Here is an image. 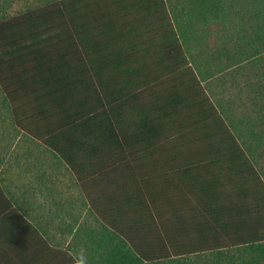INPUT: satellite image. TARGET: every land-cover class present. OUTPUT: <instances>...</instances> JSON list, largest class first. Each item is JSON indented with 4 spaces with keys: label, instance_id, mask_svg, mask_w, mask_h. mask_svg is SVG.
Here are the masks:
<instances>
[{
    "label": "trees",
    "instance_id": "obj_1",
    "mask_svg": "<svg viewBox=\"0 0 264 264\" xmlns=\"http://www.w3.org/2000/svg\"><path fill=\"white\" fill-rule=\"evenodd\" d=\"M254 1L262 6L252 11L255 36L241 39L247 41L236 53L237 66H227L254 69L248 96L264 108V49L258 48L264 0ZM228 2L188 0L187 15L219 21ZM237 34L231 45L239 46ZM215 51L212 57L232 58L227 45ZM190 54L167 0H54L0 21V86L17 126L42 140L82 183L93 180V189H101L96 207L103 231L95 242L106 249L101 264H170L194 245L216 249L217 264H264V181L232 130L222 127L215 106L196 92L194 70L183 68L194 62ZM187 75L195 80L185 86ZM208 124L216 125L217 138L205 134L200 158H184L166 145H178L177 132L198 135ZM103 182L124 191L104 196ZM4 199L0 193V204ZM188 202L191 220L178 207ZM166 208L175 222H165ZM6 215L3 208L0 225L13 217ZM18 220V235L25 236L13 245L21 262L0 264H38L44 241L25 218ZM230 246L239 247V262H226L223 249Z\"/></svg>",
    "mask_w": 264,
    "mask_h": 264
},
{
    "label": "rangeland",
    "instance_id": "obj_2",
    "mask_svg": "<svg viewBox=\"0 0 264 264\" xmlns=\"http://www.w3.org/2000/svg\"><path fill=\"white\" fill-rule=\"evenodd\" d=\"M51 1L54 0H0V21L15 18L28 11L40 8ZM228 1L224 14L221 15L219 21L214 19L208 24L196 15H187L189 10L188 0H167V7L172 15L184 50L191 53L188 59H191V61L194 59L191 64L192 67L189 66L186 69L187 73H191L193 70L199 72L200 70L206 74V68L211 69L215 74V67L222 70V73L217 72L216 78L209 83H202V79L197 78L198 82L195 81L196 88L205 94L210 100V104L215 106L219 120L224 123L222 127L228 126L232 130L240 145L243 146L247 155L252 159L254 167L261 173L264 181V126H261L264 125V108L258 106V98H249L248 96V86L250 87L255 82V79H251L254 75V69L253 73L250 70L242 72L239 68H233L234 70H232L227 66H237L234 63L240 57H236V53L241 51L240 44L243 45L247 41L242 42L241 39L245 36L250 38L252 35L255 36L257 20L254 18L252 11L262 6L254 0ZM238 31L241 32L238 33ZM233 33L235 35L238 33L237 37L239 38L236 43L238 41L239 46L237 44L231 45ZM228 38L230 39L227 40ZM226 45L231 49V59H228L227 54L226 56L212 57L215 54L213 51ZM254 48V45L251 44L246 49L251 51ZM258 48L263 50L264 43H258ZM187 76H184L185 79L187 78V81L191 83L190 77ZM159 82L161 80L157 81V84ZM148 92L146 93L148 94ZM4 99L5 95L0 86V159H21L22 153H27L30 156V159H28L30 160L28 165L30 171L27 172L28 178L17 180L15 175L18 174L19 169L12 167V172L8 173L6 175L8 178L4 180L8 188L15 184V194L19 193L23 200L30 198L29 203L25 206L34 210L35 213H32L31 216L33 221L37 222L40 227L45 228L49 224L55 228H63L66 221L67 236L57 232L52 235V240L56 245L70 250L83 264H101L100 254L105 252L106 249L100 251L95 244L96 241L100 240V232L103 231V221L96 207L101 189H93V180L86 181L85 184L82 183L71 172L67 164L65 165L59 160L42 140L34 138L18 127L12 116L10 104H6ZM209 121L207 120V122ZM259 122H261V125L258 124ZM256 125L261 126V128L256 127ZM198 128H201V126ZM204 130V133L200 130L198 135L195 133H181L182 135H178L177 132L173 136L176 138L178 145L174 144L175 140L167 142L166 145L174 146L173 153L183 152L182 157L184 158L190 156L193 160L194 157L200 158L199 148L207 143L205 134H212L214 138L212 137L211 141H213L217 138L215 135L218 131L215 124H208ZM46 176L48 177L46 178ZM230 186L227 189H231ZM102 187L106 191L103 193L104 196H111L119 193V191L120 193L124 191L121 187L111 186L105 182L102 183ZM46 188L57 190V192L66 189L65 212L57 209L58 202H62L64 193L59 195L57 200L52 193L48 194L41 191V189L45 191ZM127 188L130 187L127 186ZM188 205H190L189 202L178 207H181L185 217L191 220L193 210L189 211L191 207ZM166 210H164L167 215V218H164L165 222L174 221L175 218L173 219L171 209L167 210L168 212ZM146 221L153 225L161 224L160 222L156 224L153 218H146ZM49 228L51 227L49 226ZM74 230L76 231L74 232ZM151 236L152 240L158 242L159 237L155 233H151ZM193 240L198 242L195 236H193ZM227 240L228 238L225 241ZM228 245H231V242ZM194 246L188 248L190 251L179 250L178 253L181 254V257L172 258L169 261L170 264H217L215 256L218 252L216 249L205 251L200 250L199 245ZM209 247L211 248V245L207 244L204 248ZM197 250L198 252H196ZM223 252L229 253L227 263L230 261L239 262L237 260L241 256L239 247L230 246L223 249Z\"/></svg>",
    "mask_w": 264,
    "mask_h": 264
},
{
    "label": "crops",
    "instance_id": "obj_3",
    "mask_svg": "<svg viewBox=\"0 0 264 264\" xmlns=\"http://www.w3.org/2000/svg\"><path fill=\"white\" fill-rule=\"evenodd\" d=\"M191 64H192V62L183 68L187 69L189 66L192 67ZM215 69L217 70L219 68L215 67ZM205 70L207 72L205 74L207 79L204 81L201 80L200 75L198 74V71L194 70V72H195V75L197 76V78H199V80H201L202 83H209L210 81H213L214 78H216L215 76L217 75V73L214 74V72H212L211 69L205 68ZM172 76L173 75H170V77H168V79H170ZM187 77L188 78L190 77V79L192 77L194 79V77L191 75L187 76ZM164 79L166 80L167 78H164ZM193 79H192V81L190 80L191 83H193ZM178 80H180V79H178ZM185 80L186 81H183L182 83H184L185 86L187 84L189 85L190 83L187 81V78ZM178 82H180V81H178ZM171 86H172V82L169 84L166 83V84L162 85L163 88L164 87L171 88ZM196 92H198L197 88H196ZM202 97L206 98L203 95H202ZM26 154L22 153V158L16 159V160L0 159V193H1L2 197L3 196L5 197L4 200H6V202L8 201L10 203L6 207V205H3L4 200L3 201L1 200L0 214L3 212V208H5V211H7V215L13 213V217H7L8 221L5 224L0 225V261L21 262L20 258H22L23 256H19L18 252L15 250L14 245H13V240H14V238H16V239L20 238V237L24 238V236H25L23 234L18 235L19 232L22 233V231H21L22 228H20L18 226L19 224H17V223H20L18 218H20L22 216L38 231V233L42 237V240L44 241V244H43V242H41V244H40L41 245L40 249L42 250V252H41V260L38 264H74V262H78L80 264H83V262L78 260L77 256L74 255L70 250L63 248V247H60L59 245H56V243L53 242L54 240H52V235L55 234L56 232L63 234L64 236H67L66 235L67 234L66 221L64 223L63 228H55L49 224H48V227H45V228L40 227L37 222L33 221V218L31 216V215H33L32 213H35L34 210L32 208H30V209L26 208V206H25L26 204L29 203L30 198L27 200H23L18 192H17L18 194L14 193V192H16V190H14L15 184L11 185V188H8L6 182L4 181V180H6L5 178H8L6 175H8V173L12 172V169H11L12 167L19 169L18 174L15 175V177H17V180L22 179V178H28L27 172L30 171V169L28 168V165L30 164V160H28V159H30V156L28 154L27 155ZM63 163L66 165L65 162H63ZM47 177L48 176H46V178ZM41 191L43 193H48V194L52 193L53 196H56L57 200H58V196L61 195L62 193H64L63 194V200L60 203L58 202V206H57L58 208L57 209L63 210L65 212L64 209H65L66 201L64 200V198H65L66 189H64L61 192L60 191L57 192V190H50L47 188L45 189V191H43L42 189H41ZM9 206H10V209H7ZM61 208H63V209H61ZM49 226L51 228H49ZM25 229L30 230V227L25 228ZM75 231L76 230H74V232ZM26 258H27V261L30 262V247H29V249H27V257Z\"/></svg>",
    "mask_w": 264,
    "mask_h": 264
}]
</instances>
